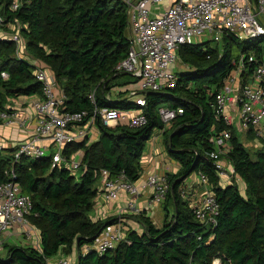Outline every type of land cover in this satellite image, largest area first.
Wrapping results in <instances>:
<instances>
[{
	"label": "trees",
	"instance_id": "obj_1",
	"mask_svg": "<svg viewBox=\"0 0 264 264\" xmlns=\"http://www.w3.org/2000/svg\"><path fill=\"white\" fill-rule=\"evenodd\" d=\"M0 12L6 23L19 24L26 56L38 59L52 72L65 95L62 110H84L86 119L95 107H140L130 91L119 90L136 78L114 71L130 47L126 7L121 0H20L17 10L10 9V0H0ZM249 53L264 56V34L250 38L225 34L219 43L180 45L178 59L188 69L175 72L173 87L144 93V125L110 127L96 118V139L64 146L65 154L83 152L84 167L77 178L65 167H51L50 155H21L15 160L16 146L1 147L0 183L12 171L13 180L30 199L27 219L39 236L37 248L4 245L0 264H47L60 253L74 259V264H213L215 260L219 264H264V139H258L261 148L252 157L238 131H244L245 138L257 139L251 128L240 129L234 119L228 123L223 116L216 118L214 108L215 95L234 63ZM34 69L32 63L17 56L14 42L0 38V112L9 111V99L42 95ZM160 107L182 110L162 131L166 153L179 169L164 176L168 190L157 204L163 211L161 225L139 210L132 215L141 230L124 223L125 238L114 248L101 254L83 253L84 244L121 220L119 215L90 216L96 197L104 194L102 184L96 186L100 170H107L110 178L120 174L132 182L140 178L146 143L155 128H163ZM2 121L0 118V124ZM222 130L230 133L229 148L219 158L243 181L244 195L231 179L219 178L209 157L214 149L212 138ZM193 172L204 175L215 193L219 208L213 224L199 222L189 199L182 196V181ZM197 185L203 188L201 183Z\"/></svg>",
	"mask_w": 264,
	"mask_h": 264
},
{
	"label": "built area",
	"instance_id": "obj_2",
	"mask_svg": "<svg viewBox=\"0 0 264 264\" xmlns=\"http://www.w3.org/2000/svg\"><path fill=\"white\" fill-rule=\"evenodd\" d=\"M121 1L126 7L130 47L127 56L115 64L114 71L136 78L124 88L130 91L133 101L140 107L127 110L95 107L86 119L87 112L84 110L61 109L65 95L56 84L52 72L38 59L26 56L19 24L6 23L0 12V38L16 44L17 56L35 66V78L42 86V95L30 102L32 116H19L16 111L0 112L2 123L17 125L24 133L23 140L16 146L15 160L21 155L29 158L50 155L51 167L62 166L73 173L82 170L83 152L65 154L64 146L85 138L94 140L91 134L94 128L97 130L96 118L110 127L119 124L129 127L144 125L147 120L141 108L145 103L144 93L162 91L175 85L177 77L173 67L178 60L177 49L180 45L194 43L195 36L200 38L204 34L213 43L221 42L225 34H233L238 38L264 34V22L261 19L264 16V0L256 3L252 0ZM19 5L20 0H10L11 10H17ZM234 65L233 71L215 95V116H223L228 123L234 119L240 129L251 128L255 138L264 139V56L258 58L253 53L245 54ZM1 76L5 78L7 74L2 72ZM137 79L139 86L135 89L133 84H137ZM89 97L93 100V93ZM158 111L163 124L160 132L170 126L177 114L182 113L180 108L160 107ZM229 138L228 130L214 135V149L209 153L221 179H229L233 174V170L225 168L219 158L220 154L228 150ZM99 180L104 197L109 201L117 200L121 193L135 200L146 188L151 191L148 204L157 205L168 190L165 177L156 173L149 174L138 185L123 174L110 178L108 171L101 169ZM197 182L203 186L197 195L190 188H185L182 196L189 199V206L199 222L213 224L219 208L215 193L208 186L204 175H198ZM129 206H133L131 201ZM30 213V199L22 193L10 171L7 180L0 183V241L13 231L25 234L28 238L34 235L38 238V230L27 219ZM123 229L126 227L122 220L107 226L91 243L81 247L82 252L92 250L101 254L114 248L125 238ZM54 263L74 264V259L57 256Z\"/></svg>",
	"mask_w": 264,
	"mask_h": 264
},
{
	"label": "crops",
	"instance_id": "obj_3",
	"mask_svg": "<svg viewBox=\"0 0 264 264\" xmlns=\"http://www.w3.org/2000/svg\"><path fill=\"white\" fill-rule=\"evenodd\" d=\"M37 96H20L17 98L9 99L8 103H6V108L9 111H16L19 116H32L33 109L31 107V100L36 98ZM91 139H96L98 136V131L96 128L92 130ZM24 133L21 128L14 124H0V144L3 147H14L23 140ZM147 149H144L142 160H141V167L142 172L140 178L135 182L136 184H141L145 181L147 176L151 173H156L160 176H165L166 174H173L176 173L179 169L178 163L174 160L170 159V157L166 153L165 145L163 143L162 132L160 135L156 136L154 139L148 141ZM147 142V143H148ZM229 168V167H228ZM231 170V169H230ZM198 175L197 173L193 172L188 177H186L182 184L185 188H190L191 192L194 195L199 192L200 187L198 184ZM223 182V181H222ZM151 196L150 189H144V191L137 197L135 200L130 199V197L125 194L121 193L119 198L113 201H109L104 197L103 193H99L95 199V206L93 209L94 214H98L100 219L106 218L109 216L120 215L122 213H127L124 216L125 219L121 217L123 223L127 224L128 226L132 227L136 230H141V224L134 218L132 214H135L137 211H145V213L153 220L154 224L159 226L163 220V211L159 212L161 209V205H149V197ZM130 201L132 202L133 206L130 208L129 204ZM161 213V214H160ZM36 229V228H35ZM37 230V229H36ZM22 233L19 232H11L5 238L18 240L23 237ZM26 239L33 241L38 246V238L34 235V237ZM61 256L60 254H58ZM74 256L72 253L71 257ZM75 257V256H74ZM54 258H50L47 264H55Z\"/></svg>",
	"mask_w": 264,
	"mask_h": 264
},
{
	"label": "rangeland",
	"instance_id": "obj_4",
	"mask_svg": "<svg viewBox=\"0 0 264 264\" xmlns=\"http://www.w3.org/2000/svg\"><path fill=\"white\" fill-rule=\"evenodd\" d=\"M261 19L263 20V22H264V16H262L261 17ZM22 41H23V45H24V50H25V52H27V50H26V47H25V39L22 37ZM209 40V36L208 35H206V34H204L203 36L202 35H200V38L199 37H197V36H195L194 38H193V42L194 43H200V42H205V41H208ZM173 69H174V72H176V71H178V70H186V69H188V67L186 66V65H184V64H182L181 62H180V60L178 59L177 60V62L174 64V67H173ZM126 85H128V84H126ZM136 86L138 87L139 86V79H137V84L136 85H134L133 84V87L135 88V89H138V88H136ZM124 88V87H123ZM119 88V90H124V89H126V88ZM117 89H114V90H112V93L114 94V92L116 91ZM116 93V92H115ZM239 131V133L241 134V137H242V141H243V143H244V146H245V148L250 152V154H251V156L252 157H254L255 156V152L259 149V148H261L260 146H261V144H260V141L258 140V139H254V138H252V139H248V138H245V132L244 131H240V130H238ZM159 136L160 135V130L158 129V128H155L154 130H153V132H152V136H151V138H150V140H152V137H154V136ZM147 144H149V142L148 143H146V146H145V148L147 149ZM145 149V150H146ZM227 167V166H226ZM228 170L230 169V168H227ZM82 170H77V171H75V175H76V178L80 175V172H81ZM229 179H231L232 180V182L233 183H235L236 185H237V187H238V189L240 190V192H241V194L242 195H244L245 194V184L243 183V181L238 177V176H234V175H232V176H230V178ZM96 186H97V188H100V186H101V182H100V180L99 181H97L96 182ZM113 202H115V201H113ZM161 208V207H160ZM159 212H162V208L161 209H159ZM161 214V213H160ZM127 215V213H122V214H120L119 216H121L123 219H125L124 218V216H126ZM90 216L93 218V219H97V218H100V216H98V214H94L93 213V209L90 211ZM114 216V215H113ZM116 216V215H115ZM120 219V218H119ZM24 236L23 237H21V239H16V240H14V239H9V238H2L1 239V241H0V256H4V250H3V246L4 245H22V246H31V247H35V248H37V246H36V244L34 243V240L33 241H30V240H28V239H26V237H27V235H25V234H23ZM60 255L61 256H65V254H63V253H60ZM71 256V255H70ZM57 256H54L53 258L55 259ZM69 258V257H68ZM53 259V260H54ZM72 259V258H71ZM73 260V259H72ZM213 264H219V262L217 261V260H215L214 262H213Z\"/></svg>",
	"mask_w": 264,
	"mask_h": 264
}]
</instances>
